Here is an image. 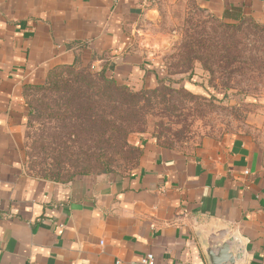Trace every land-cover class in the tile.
I'll use <instances>...</instances> for the list:
<instances>
[{"label":"crops","instance_id":"1","mask_svg":"<svg viewBox=\"0 0 264 264\" xmlns=\"http://www.w3.org/2000/svg\"><path fill=\"white\" fill-rule=\"evenodd\" d=\"M219 18L264 23V0H194ZM168 0H0V264H264V147L235 135L193 152L135 138L130 175L28 172L26 84L72 64L153 87L142 36Z\"/></svg>","mask_w":264,"mask_h":264},{"label":"trees","instance_id":"2","mask_svg":"<svg viewBox=\"0 0 264 264\" xmlns=\"http://www.w3.org/2000/svg\"><path fill=\"white\" fill-rule=\"evenodd\" d=\"M197 9L208 12L199 6ZM207 15V20H188L190 28L184 33L179 60L174 64L178 70L175 73H189L193 78L199 65L208 73L209 87L214 90L212 96L219 101L225 100L227 92L233 89L250 94L254 90L252 84H256L259 77L264 75V23L248 16L226 15L219 18L210 12ZM207 23L211 26L208 27ZM110 69L83 66L78 58L72 64H59L51 68L43 83L24 86V97L29 108L27 127L30 119L41 115L43 110L42 107L30 105L28 91L53 92L57 94L54 102L58 107L53 116L59 119L61 125L60 132L53 135L55 141L103 142L112 149V153L105 154L101 153L105 146H100L97 155L83 151L85 158L73 160L72 152L59 144L66 158L55 159L50 164L52 167L35 176L68 182L77 175L117 173L116 168L120 166L129 169L131 174L133 168L136 170L139 167L143 148L130 144L129 136L145 130L143 125L146 121L142 119L149 101L147 95L160 91L164 100L168 93L176 92V89L169 86L167 93H164L168 78L159 74L160 89L148 90L146 86L134 88L119 83L109 74ZM220 89L225 92L222 98L216 96L215 92ZM154 137L158 143L173 147L161 142L159 135Z\"/></svg>","mask_w":264,"mask_h":264},{"label":"rangeland","instance_id":"3","mask_svg":"<svg viewBox=\"0 0 264 264\" xmlns=\"http://www.w3.org/2000/svg\"><path fill=\"white\" fill-rule=\"evenodd\" d=\"M198 6L194 0H168L161 21L140 35V47L146 59L161 77L168 78L164 93H167L169 86L176 89V92L165 94L164 100L160 91L148 93L146 115L142 119L146 121L143 123L145 130L130 134V144L140 145L133 142L135 138L145 140L159 135L161 142L185 152H193L206 138L223 140L243 135L264 147V75L259 77L256 84H252L254 90L250 94L245 95L233 89L227 92L225 100L219 101L212 96L214 90L209 87L208 73L199 65L193 78H190L189 73H175L178 70L174 64L179 60L181 42L185 31L190 28L188 20L199 22L208 19V12L198 11ZM207 26L211 24L207 23ZM159 86L157 82L155 86L145 88L160 89ZM215 92L219 98L225 93L222 89ZM27 98L31 106L43 108L41 115L30 119L26 131L24 165L31 174L41 175L52 167L50 164L55 159H65L63 148L72 152L74 157L70 156L75 160L85 158L83 151L97 155L99 147L105 146L103 142L55 141L53 135L60 132L61 126L59 119L53 116L58 110L54 102L57 94L30 89ZM101 153H112V149L105 146ZM116 170V174L130 175L129 169L122 166Z\"/></svg>","mask_w":264,"mask_h":264},{"label":"built area","instance_id":"4","mask_svg":"<svg viewBox=\"0 0 264 264\" xmlns=\"http://www.w3.org/2000/svg\"><path fill=\"white\" fill-rule=\"evenodd\" d=\"M118 1V0H116ZM142 264H156V257L154 253L149 252L141 258Z\"/></svg>","mask_w":264,"mask_h":264},{"label":"water","instance_id":"5","mask_svg":"<svg viewBox=\"0 0 264 264\" xmlns=\"http://www.w3.org/2000/svg\"><path fill=\"white\" fill-rule=\"evenodd\" d=\"M239 256H238V259L237 260H235L234 262H233V264H238L239 263V261L242 259V249L241 250H239ZM212 263L214 264V262L212 261Z\"/></svg>","mask_w":264,"mask_h":264}]
</instances>
